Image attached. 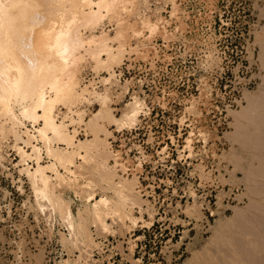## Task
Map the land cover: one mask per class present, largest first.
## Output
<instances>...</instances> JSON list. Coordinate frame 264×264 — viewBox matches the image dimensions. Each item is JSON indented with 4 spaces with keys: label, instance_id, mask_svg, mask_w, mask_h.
<instances>
[{
    "label": "rangeland",
    "instance_id": "obj_1",
    "mask_svg": "<svg viewBox=\"0 0 264 264\" xmlns=\"http://www.w3.org/2000/svg\"><path fill=\"white\" fill-rule=\"evenodd\" d=\"M137 2L110 41L123 47L110 83L89 63L79 84L104 91L117 119L138 100V119L99 122L100 152L76 158V181L52 179L54 209L0 120V264H264V0ZM113 23L93 32L112 39ZM86 97L75 107L83 122L103 107ZM85 127L69 129L93 139ZM100 197L122 202L106 230L94 216Z\"/></svg>",
    "mask_w": 264,
    "mask_h": 264
},
{
    "label": "bare ground",
    "instance_id": "obj_2",
    "mask_svg": "<svg viewBox=\"0 0 264 264\" xmlns=\"http://www.w3.org/2000/svg\"><path fill=\"white\" fill-rule=\"evenodd\" d=\"M137 4V0H0L1 125L8 123L7 130L14 137L19 162L24 164L21 170L37 190L36 197L47 201L52 209L56 205L53 201L52 187L55 184H52V179L58 184L63 183L66 178L64 174L67 173L75 180V168L84 166L76 165V158L84 161L93 153L100 152L102 142L98 140V132L103 130V125L99 122L110 120L122 126L133 124L138 119V100L129 104L121 118L117 119L109 110L110 106H107L109 102L104 91L102 95V92L88 90L86 85L80 87L79 84L80 74L89 63L93 70L107 71L109 76L104 77L103 82L110 83V78L115 74L112 67L119 63L120 50L123 48L120 43L113 48L110 41L121 39L124 17L137 10ZM105 19L115 22L113 25L117 29L112 39L102 27L99 33L93 32ZM142 21L145 26H150L147 18ZM88 94L99 97L103 107L100 106L87 122H83L84 110L75 107L84 100L90 102V98L86 97ZM59 103L66 108L61 116L57 112ZM16 105L19 107L18 113L14 109ZM26 121L31 123V127L26 125ZM73 123H83L92 131L93 139H77V129H69ZM19 141L22 145H17ZM60 144L63 146L60 147ZM41 151L49 159L45 164L41 163ZM28 160L34 161V165H28ZM121 190L117 197L125 199L127 194L124 195ZM119 202L110 205L106 197L94 202V216L104 229L108 226L105 218L120 211L122 202ZM65 209L66 218L69 219L70 210ZM69 227H72L70 222Z\"/></svg>",
    "mask_w": 264,
    "mask_h": 264
}]
</instances>
